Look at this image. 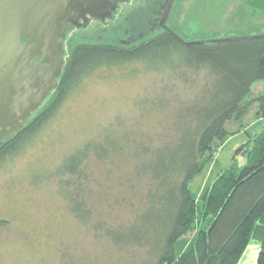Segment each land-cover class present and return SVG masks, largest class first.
Segmentation results:
<instances>
[{"label":"trees","instance_id":"obj_1","mask_svg":"<svg viewBox=\"0 0 264 264\" xmlns=\"http://www.w3.org/2000/svg\"><path fill=\"white\" fill-rule=\"evenodd\" d=\"M248 2L254 10L264 9V0ZM115 73L123 79L159 78L151 83L149 77L137 105L142 117H161L166 125L151 132L111 123L66 155L53 175L69 193L72 210L85 221L93 218L81 199L87 183L97 181L91 162L112 163L115 155H125L134 164L120 182L139 193L142 210L129 224L103 230L119 248L131 247L135 264H238L252 240L261 245L257 264H264V124L235 150L232 165L201 197L189 187L218 148L246 127L254 104V115L264 119V91L251 95L264 81V33L186 41L167 27L130 44L75 45L48 105L0 145V169L88 77ZM240 153L247 159L242 165L236 159ZM123 199L135 204L125 194ZM5 221L0 218V224ZM183 238L193 242L178 253Z\"/></svg>","mask_w":264,"mask_h":264},{"label":"rangeland","instance_id":"obj_2","mask_svg":"<svg viewBox=\"0 0 264 264\" xmlns=\"http://www.w3.org/2000/svg\"><path fill=\"white\" fill-rule=\"evenodd\" d=\"M142 14L135 15L140 25L134 32L136 42L161 30L150 29L147 11ZM166 25L186 41L264 33V9L254 10L248 0H175ZM74 44L72 40L71 51ZM120 76L88 77L24 150L1 167L0 218L6 221L0 224V264H135L131 247L119 248L103 230L129 224L142 210L139 193L120 182L133 166L132 159H93L97 181L88 182L81 195L83 207L93 213L87 221L72 210L69 193L53 175L66 155L108 124L143 126L151 132L166 125L161 117H142L137 105L136 96L150 87L149 77L151 83L159 78ZM259 86L254 85L252 96ZM124 194L134 200L133 206L124 203Z\"/></svg>","mask_w":264,"mask_h":264},{"label":"water","instance_id":"obj_3","mask_svg":"<svg viewBox=\"0 0 264 264\" xmlns=\"http://www.w3.org/2000/svg\"><path fill=\"white\" fill-rule=\"evenodd\" d=\"M62 3L63 0H0V142L32 116L58 83L63 57L37 60L22 37L38 41L51 51L55 38L52 20ZM172 5L173 0H166L161 16L165 28ZM43 61L49 65L44 66Z\"/></svg>","mask_w":264,"mask_h":264},{"label":"flooded vegetation","instance_id":"obj_4","mask_svg":"<svg viewBox=\"0 0 264 264\" xmlns=\"http://www.w3.org/2000/svg\"><path fill=\"white\" fill-rule=\"evenodd\" d=\"M165 2L166 0H63L52 20L51 30L55 38L51 51H48L47 47H41L38 41L31 42L29 37L25 35L22 37V40L31 46L37 60H41L45 56L53 60L59 59L60 56L63 57L62 71L57 78L58 83L51 89L41 106L48 102L59 84L65 65L72 53L70 49L72 40L75 41L73 49L80 43L110 42L105 40L109 37L118 41L110 43H135L138 40L135 39L134 32L140 27L135 15L139 13L143 16L142 13L147 11L146 24L150 29L157 26L164 29L165 27L161 24V16ZM38 50L41 52L39 53ZM43 65L48 66L49 62L43 61ZM40 107L22 123L21 127L0 142V145L29 124Z\"/></svg>","mask_w":264,"mask_h":264},{"label":"crops","instance_id":"obj_5","mask_svg":"<svg viewBox=\"0 0 264 264\" xmlns=\"http://www.w3.org/2000/svg\"><path fill=\"white\" fill-rule=\"evenodd\" d=\"M256 84L260 85L259 89L255 92L256 94L260 91H264V81H260ZM255 110L256 104L253 105L252 109L246 115V127L231 135L226 142L218 148L214 157L206 163L202 171L190 180L189 187L195 196L201 197L216 175L222 170L228 169L232 165L235 150L240 145L244 144L249 139L251 134L254 135L262 130L264 119L257 118L254 115ZM236 159L239 165L244 164L247 160L242 153L238 154ZM192 242L193 240H191V238H183L178 241V248L180 249L179 253L187 250L191 246ZM260 248V243L252 240L240 256L238 264H257Z\"/></svg>","mask_w":264,"mask_h":264}]
</instances>
